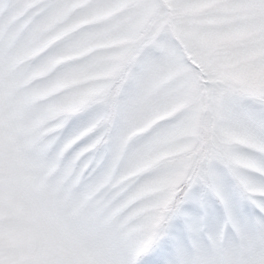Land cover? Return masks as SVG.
<instances>
[{"label":"snow or ice","instance_id":"1","mask_svg":"<svg viewBox=\"0 0 264 264\" xmlns=\"http://www.w3.org/2000/svg\"><path fill=\"white\" fill-rule=\"evenodd\" d=\"M0 264H264V0H0Z\"/></svg>","mask_w":264,"mask_h":264}]
</instances>
